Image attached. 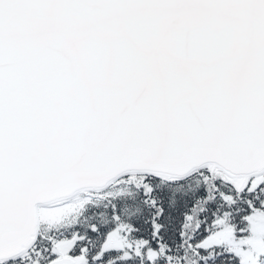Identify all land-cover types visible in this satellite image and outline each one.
I'll list each match as a JSON object with an SVG mask.
<instances>
[{
	"label": "snow or ice",
	"instance_id": "obj_1",
	"mask_svg": "<svg viewBox=\"0 0 264 264\" xmlns=\"http://www.w3.org/2000/svg\"><path fill=\"white\" fill-rule=\"evenodd\" d=\"M0 264H264V0H0Z\"/></svg>",
	"mask_w": 264,
	"mask_h": 264
}]
</instances>
